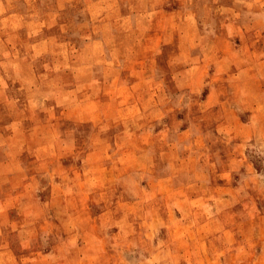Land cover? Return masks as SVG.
Returning <instances> with one entry per match:
<instances>
[{"label":"rangeland","instance_id":"1","mask_svg":"<svg viewBox=\"0 0 264 264\" xmlns=\"http://www.w3.org/2000/svg\"><path fill=\"white\" fill-rule=\"evenodd\" d=\"M0 264H264V0H0Z\"/></svg>","mask_w":264,"mask_h":264}]
</instances>
